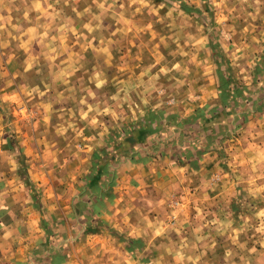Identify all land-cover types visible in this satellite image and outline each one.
<instances>
[{
    "label": "rangeland",
    "instance_id": "374dc122",
    "mask_svg": "<svg viewBox=\"0 0 264 264\" xmlns=\"http://www.w3.org/2000/svg\"><path fill=\"white\" fill-rule=\"evenodd\" d=\"M213 5V0H0L5 148L12 139L7 141L6 131L15 134L16 110L29 112L30 125L43 105L81 115L84 122L89 114L101 119L114 110L130 116L110 125L105 146L93 151V161H99L93 185L111 174L109 164L136 160L144 152L195 166L181 181L186 187L180 183L166 195L158 232L145 234L152 239L149 246L143 249L144 237L133 242L114 231L129 250L159 260L139 264H264V107L257 108L264 101V30L238 39L246 43L245 53L233 58L226 51V23ZM31 12L39 17L25 31L24 13ZM246 61L253 64L252 88L239 83L243 78L236 71ZM201 66L216 69L219 92L227 82V97L220 94L211 107L195 105L188 114L170 108L182 98V81L194 78ZM7 150L0 151L5 169Z\"/></svg>",
    "mask_w": 264,
    "mask_h": 264
},
{
    "label": "crops",
    "instance_id": "0c3cea01",
    "mask_svg": "<svg viewBox=\"0 0 264 264\" xmlns=\"http://www.w3.org/2000/svg\"><path fill=\"white\" fill-rule=\"evenodd\" d=\"M213 4L217 19L226 23V51L233 58L242 57L246 43L238 39L264 30V0H213ZM24 14L29 25L22 29L28 30L39 16ZM252 66L246 61L236 69L243 78L239 83L247 88H252ZM195 74L182 81V98L171 104L170 108L176 106L175 111L181 114L194 111L195 105L211 107L221 100L216 69L201 66ZM13 114L11 131L15 134L6 131L7 141L12 138L9 148H5V137L0 140V151L11 149L8 168L0 167V264L159 262L136 248L129 250L114 231L133 242L144 237L143 249L149 246L152 239L145 234L158 232L166 212V195L188 179L195 166L144 152L136 160L109 164L107 172L111 174L101 176L99 184L93 185L99 163L93 161V151L105 146L109 126L122 124L129 114L111 110L101 119L89 114L84 122L81 115L71 117L43 105L31 125L29 112L20 109ZM2 132L5 134L0 127V135ZM182 185L185 188L186 181ZM37 249L40 252L35 259Z\"/></svg>",
    "mask_w": 264,
    "mask_h": 264
},
{
    "label": "trees",
    "instance_id": "16d2710c",
    "mask_svg": "<svg viewBox=\"0 0 264 264\" xmlns=\"http://www.w3.org/2000/svg\"><path fill=\"white\" fill-rule=\"evenodd\" d=\"M255 69H259V66L256 65L255 66ZM223 83H224V85L221 86L222 87L221 88V92H222L221 93V97H222V99H225V97H227V94H229V92H228L229 90H226L225 87H224V86H226L227 82H223ZM222 102L225 103L226 101L222 100ZM263 107H264V101H263L262 104H260V105L257 106V108H263ZM129 139L130 140H133L132 137H130Z\"/></svg>",
    "mask_w": 264,
    "mask_h": 264
}]
</instances>
